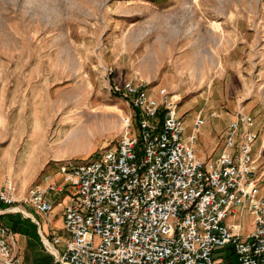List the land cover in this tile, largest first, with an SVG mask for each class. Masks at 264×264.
Listing matches in <instances>:
<instances>
[{"label": "rangeland", "instance_id": "rangeland-1", "mask_svg": "<svg viewBox=\"0 0 264 264\" xmlns=\"http://www.w3.org/2000/svg\"><path fill=\"white\" fill-rule=\"evenodd\" d=\"M134 79L179 99L188 133L207 100L215 112L264 107V0H0V176L26 198L60 164L115 147L134 114L117 88ZM208 121L203 132L224 124ZM234 220L252 229L246 209ZM215 257L238 261L228 248Z\"/></svg>", "mask_w": 264, "mask_h": 264}, {"label": "built area", "instance_id": "built-area-1", "mask_svg": "<svg viewBox=\"0 0 264 264\" xmlns=\"http://www.w3.org/2000/svg\"><path fill=\"white\" fill-rule=\"evenodd\" d=\"M150 90L138 79L117 88L134 114L123 119L115 147L61 167L74 200L65 207L69 241L57 263L217 264V248L230 247L239 264H264V154H254V117L238 112L219 155L204 162L194 149L204 116L198 114L188 133L179 101L166 88L159 97ZM51 192L64 189L35 186L23 202L49 214L55 208ZM18 197L17 184L6 176L0 185V203L9 207L0 210V264H30L16 254L14 234L1 222ZM245 207L255 225L248 236L241 225L226 223Z\"/></svg>", "mask_w": 264, "mask_h": 264}, {"label": "crops", "instance_id": "crops-1", "mask_svg": "<svg viewBox=\"0 0 264 264\" xmlns=\"http://www.w3.org/2000/svg\"><path fill=\"white\" fill-rule=\"evenodd\" d=\"M217 107H219L218 104L216 105L215 103L214 104L209 103L207 100L204 109H201L199 112H196V116H195V119L197 118L198 114L204 116L206 120L205 125L207 124V122L209 123L208 120L213 121L214 119L222 120L224 123L219 130H212V127H209L208 131L203 132V129L202 128L200 129L199 133L205 134V137L199 140V142L196 141V143L194 144V149L196 151L197 157L204 162L216 158L219 155L223 147L222 139L225 136V133L230 123L236 119L237 113L241 111V110L239 111V109H241L240 103L234 104L232 102L228 107L229 109L228 111H221V112L213 111ZM242 110H243L242 112H244L245 110L246 111L245 113L251 114L255 119V131L259 134V138L254 145V154L256 156L264 154L263 104H261L260 100L248 99L247 105ZM212 113H215L217 117H212L211 116ZM189 126L190 125H187L188 128ZM191 126L193 127V125ZM64 164H67V162L60 164L59 165L60 168ZM33 179L34 178L29 179L25 182L27 184L26 188L31 183H33L34 181ZM3 181H4V177L2 175L0 176V185L3 183ZM262 183L264 184V182ZM50 185L59 186L60 188L64 189L63 193L51 192L48 195V199L51 202H53L55 205V208L51 213L49 214L40 213L31 204L24 203L23 194L20 195L19 192L18 203L16 204V206L19 208L13 209L12 210L13 212L8 211L1 217L2 224L6 226L8 229H10V231L14 234L15 237L14 251L26 263L58 264L57 263L58 255L64 253L67 249L69 234L65 230L64 212H65V207L72 204L74 200V196H73L74 191L72 190L71 186L66 185L64 183L63 174L60 172V169H52L48 177L41 179L39 186L43 188H48ZM260 197L264 198V195ZM0 204L4 205L3 203ZM8 208L9 207H7L6 205L0 206V210H6ZM245 209L249 212V210L246 207L240 208L238 209V211H240V213H243ZM17 214L20 215V218L17 216ZM236 215L237 212L236 214L231 215L227 219L226 223L230 226L241 225V223H237L234 220ZM9 216L13 218L10 221L11 223L9 224L4 223L3 218ZM39 217L46 219V222L41 221ZM254 229H255V225H254V217H253L252 229L249 232H246L244 236H248L249 234H251L254 231ZM19 237L24 238L22 247L18 246ZM56 238L59 239L58 242H55ZM43 241H46L50 244L48 245V249L45 248ZM227 248L232 250L230 247H226L223 249H227ZM215 259L217 261V264H224L223 259H218L216 257ZM237 264H239V261H237Z\"/></svg>", "mask_w": 264, "mask_h": 264}, {"label": "bare ground", "instance_id": "bare-ground-1", "mask_svg": "<svg viewBox=\"0 0 264 264\" xmlns=\"http://www.w3.org/2000/svg\"><path fill=\"white\" fill-rule=\"evenodd\" d=\"M88 128L85 127L83 125V127H79L78 129H76L71 135H70V138H69V141L74 144V145H77V144H80L82 141H84V139H87L89 134H88ZM15 208H19V207H14L12 208L10 211H12L13 209ZM13 212V211H12ZM15 212H18V211H15ZM49 245V244H48Z\"/></svg>", "mask_w": 264, "mask_h": 264}]
</instances>
